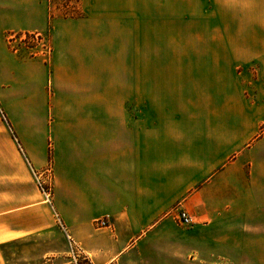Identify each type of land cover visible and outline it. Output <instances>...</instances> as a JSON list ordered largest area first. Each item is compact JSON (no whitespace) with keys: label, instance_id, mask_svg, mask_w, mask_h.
<instances>
[{"label":"crops","instance_id":"1","mask_svg":"<svg viewBox=\"0 0 264 264\" xmlns=\"http://www.w3.org/2000/svg\"><path fill=\"white\" fill-rule=\"evenodd\" d=\"M255 5L228 24L236 38L209 24L176 52L139 58L131 17L104 0L52 18L47 0H0V106L24 113L15 136L0 123V264H68L56 217L90 264H211L227 226L264 200V0ZM48 25V63L10 53L5 33ZM48 163L50 204L31 171Z\"/></svg>","mask_w":264,"mask_h":264},{"label":"rangeland","instance_id":"2","mask_svg":"<svg viewBox=\"0 0 264 264\" xmlns=\"http://www.w3.org/2000/svg\"><path fill=\"white\" fill-rule=\"evenodd\" d=\"M104 2L107 10L114 9L115 15L120 13L131 17L136 29L135 54L140 58L148 55L152 50L151 46L156 45L166 46V50L176 52L180 40L199 38L200 30L204 31L209 24H217L219 40L236 38L235 34L232 37L229 33L228 24L240 26L243 7L255 5L257 0H104ZM47 3L50 18L80 14L79 0H47ZM38 33L45 36L46 45H50L49 25L44 30L11 31L4 35L10 53L25 61L27 67L30 66L28 64L37 61L45 63L49 61L50 53L43 54L41 48L43 50L44 48L40 46L38 40L36 41ZM29 85L30 82L27 80V88ZM19 110V107L0 106V123L6 126L10 134L13 133L12 136H15L13 124L17 123L20 114H24ZM262 156L264 157V154ZM33 170L40 174L42 182L49 183L53 188L49 163L41 170ZM258 173L264 177V161L258 166ZM262 179L264 182V178ZM34 181L37 183L35 178ZM227 228L234 229L233 235L223 241V245H219L217 256L209 258L211 264H264V200L257 208H252L248 215L239 218ZM205 258L207 257L203 259ZM49 259L43 257L42 263H50ZM68 260V257H65L63 263H67Z\"/></svg>","mask_w":264,"mask_h":264},{"label":"built area","instance_id":"3","mask_svg":"<svg viewBox=\"0 0 264 264\" xmlns=\"http://www.w3.org/2000/svg\"><path fill=\"white\" fill-rule=\"evenodd\" d=\"M38 37L36 38V41L38 40V43L40 44L41 47L44 48V51L41 48V52L43 54H49L50 53V45L45 43V36H42L40 33L36 34ZM44 51V52H43ZM32 173L34 178L36 179V184L37 187L39 189V191L41 192V194L43 195V199L45 202H47L48 204L51 203V196H52V187L50 186L49 183H45L42 182L39 178V175L36 171H34L32 169ZM57 218V222L59 227L64 231L65 233V237H66V241H67V257H68V264H90V260L88 255H86L84 253V251L82 250V248L79 246V244L76 243V241L69 235L67 234V232L65 231V228L63 226V224L60 222V220ZM177 219L179 221V223L183 224V225H187L191 222V218L187 215V213H185L184 211H180L177 215ZM95 225L97 227H106L108 226V222H107V217H103L100 219H97L95 221Z\"/></svg>","mask_w":264,"mask_h":264}]
</instances>
